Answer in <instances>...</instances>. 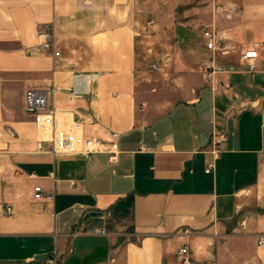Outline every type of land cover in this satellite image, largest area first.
Returning a JSON list of instances; mask_svg holds the SVG:
<instances>
[{"label": "crops", "instance_id": "obj_1", "mask_svg": "<svg viewBox=\"0 0 264 264\" xmlns=\"http://www.w3.org/2000/svg\"><path fill=\"white\" fill-rule=\"evenodd\" d=\"M41 22L55 48L40 47ZM201 22L237 47L258 44L257 70L235 51L219 61L237 71L207 78ZM74 72L98 76L70 100ZM52 85L60 117L116 139V163L95 142L38 149L25 92ZM36 184L53 199H35ZM9 204L0 264L53 253L58 264H178L184 245L194 264H264V0H0V209Z\"/></svg>", "mask_w": 264, "mask_h": 264}, {"label": "built area", "instance_id": "obj_2", "mask_svg": "<svg viewBox=\"0 0 264 264\" xmlns=\"http://www.w3.org/2000/svg\"><path fill=\"white\" fill-rule=\"evenodd\" d=\"M220 8L221 6L214 2L213 10L216 11ZM199 28L210 52L209 57L201 64V70L207 78H212L215 74L221 72L237 71V67L219 61L221 55H227L235 51H239L240 64L246 70H257V59L260 56L258 44L253 43L237 47L235 42L220 32L214 24L201 22ZM37 36L40 38L42 49L55 48L56 39L54 29L50 23H39ZM59 53L58 50L55 51V54L59 55ZM152 67L156 68L157 65L154 63ZM97 76L98 74L95 72H74L72 85L65 90L70 100L89 94L90 84L96 80ZM58 90L57 86L52 85L50 87H29L25 92V109L33 115L34 123L39 130L38 149H43L45 143L49 142L51 150L56 153L90 152L95 149L90 144L95 142L101 145L98 149L108 152L110 161L116 163L119 160L121 151L116 139L101 140L100 138L86 137L80 132L83 125L82 121L68 123L58 115L55 106L50 104V94ZM90 121L94 122L96 119L92 117ZM219 141L220 138L215 137V142L218 143ZM213 168L214 163L210 162L206 167V171L210 172ZM53 196V192H46L41 184H36L33 187V197L37 200L44 198L52 200ZM11 214L12 206L10 204L0 209V216ZM245 224L246 218H243L240 225L245 226ZM258 243H264V237H261ZM48 264H58V259L54 253L48 258ZM178 264H194L190 257L188 245H184L179 249Z\"/></svg>", "mask_w": 264, "mask_h": 264}, {"label": "rangeland", "instance_id": "obj_3", "mask_svg": "<svg viewBox=\"0 0 264 264\" xmlns=\"http://www.w3.org/2000/svg\"><path fill=\"white\" fill-rule=\"evenodd\" d=\"M155 2H164L165 0H153Z\"/></svg>", "mask_w": 264, "mask_h": 264}]
</instances>
